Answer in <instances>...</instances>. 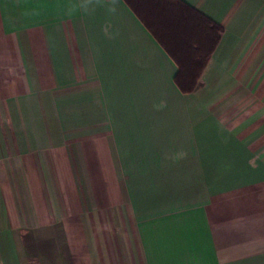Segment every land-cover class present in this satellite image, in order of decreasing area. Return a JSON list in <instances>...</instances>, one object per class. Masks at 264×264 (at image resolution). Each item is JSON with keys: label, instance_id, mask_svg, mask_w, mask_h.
Listing matches in <instances>:
<instances>
[{"label": "crops", "instance_id": "obj_1", "mask_svg": "<svg viewBox=\"0 0 264 264\" xmlns=\"http://www.w3.org/2000/svg\"><path fill=\"white\" fill-rule=\"evenodd\" d=\"M185 1L190 94L124 0H0V264H264V0Z\"/></svg>", "mask_w": 264, "mask_h": 264}, {"label": "trees", "instance_id": "obj_2", "mask_svg": "<svg viewBox=\"0 0 264 264\" xmlns=\"http://www.w3.org/2000/svg\"><path fill=\"white\" fill-rule=\"evenodd\" d=\"M157 39L178 70L181 92L197 90L224 27L185 0H124Z\"/></svg>", "mask_w": 264, "mask_h": 264}, {"label": "rangeland", "instance_id": "obj_3", "mask_svg": "<svg viewBox=\"0 0 264 264\" xmlns=\"http://www.w3.org/2000/svg\"><path fill=\"white\" fill-rule=\"evenodd\" d=\"M226 101L228 102V100L225 99L224 102H226ZM227 107H228V105H227ZM226 112H227L228 115H230V110L229 109H227Z\"/></svg>", "mask_w": 264, "mask_h": 264}, {"label": "clouds", "instance_id": "obj_4", "mask_svg": "<svg viewBox=\"0 0 264 264\" xmlns=\"http://www.w3.org/2000/svg\"><path fill=\"white\" fill-rule=\"evenodd\" d=\"M113 3H115V0H113Z\"/></svg>", "mask_w": 264, "mask_h": 264}]
</instances>
